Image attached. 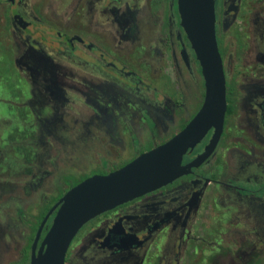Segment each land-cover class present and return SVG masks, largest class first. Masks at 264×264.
Wrapping results in <instances>:
<instances>
[{
  "label": "flooded vegetation",
  "instance_id": "obj_1",
  "mask_svg": "<svg viewBox=\"0 0 264 264\" xmlns=\"http://www.w3.org/2000/svg\"><path fill=\"white\" fill-rule=\"evenodd\" d=\"M176 1L0 0V130L23 129L28 143L43 126L56 132L65 120L82 119L104 136L99 163L122 164L93 175L169 141L201 108L205 93ZM214 13L226 99L215 148L171 183L87 222L64 264H186L192 229L207 206H223L239 223L253 224L241 242L255 235L264 243V0H214ZM173 78L178 99L169 90ZM78 80L88 86L66 83ZM192 88L200 103L189 113L185 92ZM113 109L120 110L118 120L107 115ZM213 133L185 153L182 165L206 151ZM24 142L18 144L33 145ZM52 175L51 166L33 190L48 187ZM1 225L0 260L3 242L11 240L8 224Z\"/></svg>",
  "mask_w": 264,
  "mask_h": 264
},
{
  "label": "rangeland",
  "instance_id": "obj_2",
  "mask_svg": "<svg viewBox=\"0 0 264 264\" xmlns=\"http://www.w3.org/2000/svg\"><path fill=\"white\" fill-rule=\"evenodd\" d=\"M171 80L173 81L169 90L171 93L174 91V98L178 99L177 84L174 78ZM66 83L76 84L80 88L83 84L88 86L87 81L81 80ZM194 89L197 90L196 87ZM194 89H187L185 92L189 113L200 103L194 98ZM84 93L93 98L91 91L85 89ZM110 101L101 104H114L113 100ZM172 109L174 110V106ZM128 110L129 107H123V112L128 113ZM106 112L107 115L111 114L114 120L120 118L119 109ZM169 112L173 116L172 111ZM83 115L87 116V111H83ZM128 116L129 114H125L126 119ZM174 116L176 120H185L180 113ZM65 121L53 128L56 132L43 126L40 132L37 130L27 139L28 143L24 142L26 131L23 129L0 130V152L3 153L0 154V222L1 227L8 224L7 229L11 234V240L3 242L0 264H28L34 236L48 210L70 188L85 178L96 173L103 174L112 167L122 165L115 163L107 168L103 163H99V158L107 151L104 136L99 129L86 125L82 119ZM156 135L157 133L154 137ZM19 141L33 145L28 150L23 144H18ZM51 166L53 175L48 180L49 186H40L39 190H33V185L38 184V177ZM207 208L209 209L204 212V219L192 229L193 239L186 249V264H205L206 257L220 247H237L245 232L253 228V224L239 223L234 214L228 213L223 206ZM250 238L254 240L256 236L252 235ZM70 254L71 252L68 259L71 258Z\"/></svg>",
  "mask_w": 264,
  "mask_h": 264
},
{
  "label": "water",
  "instance_id": "obj_3",
  "mask_svg": "<svg viewBox=\"0 0 264 264\" xmlns=\"http://www.w3.org/2000/svg\"><path fill=\"white\" fill-rule=\"evenodd\" d=\"M180 27L199 63L204 100L190 122L169 141L105 175H92L70 188L48 211L34 236L29 264H64L78 231L91 219L156 190L200 165L215 148L226 110L225 76L215 35L214 0H177ZM184 52V50H183ZM213 129L206 151L188 165L183 156ZM49 228L39 243L50 215ZM39 244V246H38Z\"/></svg>",
  "mask_w": 264,
  "mask_h": 264
},
{
  "label": "trees",
  "instance_id": "obj_4",
  "mask_svg": "<svg viewBox=\"0 0 264 264\" xmlns=\"http://www.w3.org/2000/svg\"><path fill=\"white\" fill-rule=\"evenodd\" d=\"M264 243L243 241L238 247H220L211 252L205 264H264Z\"/></svg>",
  "mask_w": 264,
  "mask_h": 264
}]
</instances>
